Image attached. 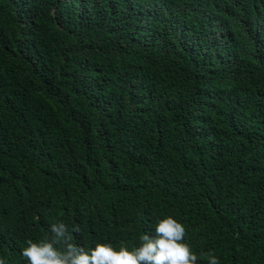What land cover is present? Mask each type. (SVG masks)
<instances>
[{
    "label": "trees",
    "instance_id": "trees-1",
    "mask_svg": "<svg viewBox=\"0 0 264 264\" xmlns=\"http://www.w3.org/2000/svg\"><path fill=\"white\" fill-rule=\"evenodd\" d=\"M167 216L197 264H264V0H0V258Z\"/></svg>",
    "mask_w": 264,
    "mask_h": 264
},
{
    "label": "clouds",
    "instance_id": "clouds-1",
    "mask_svg": "<svg viewBox=\"0 0 264 264\" xmlns=\"http://www.w3.org/2000/svg\"><path fill=\"white\" fill-rule=\"evenodd\" d=\"M72 232L79 233V226ZM47 240L34 243L27 241L22 256L28 264H197L198 256L184 242L185 227L167 216L155 225L154 236L144 234L141 244L132 250L125 245L119 249L110 243H96L94 248L86 250L73 243V236L63 222L53 223L49 227ZM0 264L5 261L0 258ZM208 264H219L218 258L208 257Z\"/></svg>",
    "mask_w": 264,
    "mask_h": 264
}]
</instances>
